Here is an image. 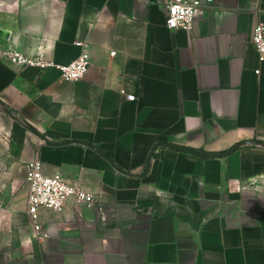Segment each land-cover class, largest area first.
<instances>
[{
    "label": "crops",
    "instance_id": "0c3cea01",
    "mask_svg": "<svg viewBox=\"0 0 264 264\" xmlns=\"http://www.w3.org/2000/svg\"><path fill=\"white\" fill-rule=\"evenodd\" d=\"M168 1L0 0V264H264V0H213L192 30ZM3 49L91 65L67 80ZM37 158L97 196L41 207V238Z\"/></svg>",
    "mask_w": 264,
    "mask_h": 264
},
{
    "label": "built area",
    "instance_id": "2783aa9c",
    "mask_svg": "<svg viewBox=\"0 0 264 264\" xmlns=\"http://www.w3.org/2000/svg\"><path fill=\"white\" fill-rule=\"evenodd\" d=\"M213 0H169L166 4V25L169 29L192 30L196 15L203 6L211 5ZM253 42L258 51L260 60H264V22L260 21L253 31ZM3 57L11 64L18 66H34L39 68L56 69L61 78L79 80L89 71L90 55L81 53L70 63H58L44 54L27 55L17 49H3ZM134 95H127L133 100ZM28 213L36 237L46 235L40 219L41 207H49L57 211L62 210L70 199L78 204L92 205L97 196L82 188L67 182L60 175H47L43 172L39 158L28 166Z\"/></svg>",
    "mask_w": 264,
    "mask_h": 264
},
{
    "label": "water",
    "instance_id": "95a60500",
    "mask_svg": "<svg viewBox=\"0 0 264 264\" xmlns=\"http://www.w3.org/2000/svg\"><path fill=\"white\" fill-rule=\"evenodd\" d=\"M31 129L33 131H35L36 133H38L35 129H33V128H31ZM65 142H67V141H65ZM48 143H50V144H63L64 142L48 141ZM85 143L88 144V145H90V146H93V147L95 146V145H93L91 143H88V142H85ZM246 144H257V145L264 146V141H261V140H251V141H246ZM159 145L174 147V148H177V149H181V150H185V151H189V152H193V153H197V154H201V155H205V156H218V155L222 154V153L205 152V151H201L199 149H195V148H191V147H187V146H183V145L176 144V143H171V142H161V143H159ZM234 148L235 147H233L232 149H230V150H228L226 152L228 153L229 151H232ZM97 150L101 154H103L106 158L109 159V157L101 149L97 148ZM152 154H153V151L151 152L150 157L152 156Z\"/></svg>",
    "mask_w": 264,
    "mask_h": 264
}]
</instances>
